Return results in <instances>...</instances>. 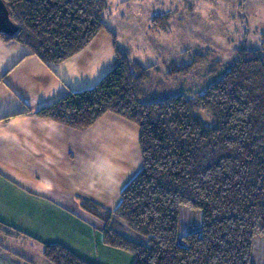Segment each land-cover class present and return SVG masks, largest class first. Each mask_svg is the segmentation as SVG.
I'll return each instance as SVG.
<instances>
[{"label":"trees","instance_id":"16d2710c","mask_svg":"<svg viewBox=\"0 0 264 264\" xmlns=\"http://www.w3.org/2000/svg\"><path fill=\"white\" fill-rule=\"evenodd\" d=\"M4 2L18 31L0 36L46 64L74 56L107 28L108 0ZM163 16H153V28ZM115 53L116 65L94 86L37 111L78 130L107 112L139 126L142 168L117 208L81 201L104 224L103 243L130 253L131 264H255L254 238L264 235V46L236 47L222 76L192 96L149 102L155 66ZM203 60L172 61L166 74H187ZM182 206L201 212L198 227L181 231ZM43 253L51 264H93L59 243L44 244Z\"/></svg>","mask_w":264,"mask_h":264},{"label":"crops","instance_id":"0c3cea01","mask_svg":"<svg viewBox=\"0 0 264 264\" xmlns=\"http://www.w3.org/2000/svg\"><path fill=\"white\" fill-rule=\"evenodd\" d=\"M151 2L142 0L140 12ZM236 4L243 9L246 0ZM160 6L148 11L149 28ZM245 14H236L238 28L247 26ZM115 47L107 24L74 56L46 64L0 36V264H51L46 243L63 244L93 264H131L130 253L103 243L104 224L81 201L117 208L142 168L139 126L112 112L85 130L37 115L68 91L94 86L116 65Z\"/></svg>","mask_w":264,"mask_h":264},{"label":"rangeland","instance_id":"374dc122","mask_svg":"<svg viewBox=\"0 0 264 264\" xmlns=\"http://www.w3.org/2000/svg\"><path fill=\"white\" fill-rule=\"evenodd\" d=\"M152 1L150 5L146 4L148 11L153 7L156 10L160 4V13L169 15L163 16L154 28L147 26L148 11L140 12L142 0L126 4H121L122 0H108L110 7L106 16L119 49L130 58L155 66L146 86L144 101L179 94L192 96L222 76L234 59L236 47L242 44L254 48L264 46V0H246L243 9L237 7L238 0H219V5L211 0ZM244 10L247 16L242 19L247 21L246 30L243 25V28L235 26V22L240 23L236 14ZM199 58L204 60L190 65L187 74L167 76V67L172 61L179 64ZM218 64L211 72L210 69ZM202 116L208 122L207 116ZM200 221L199 210L181 207V231L198 227ZM253 260L255 264H264V235L254 238Z\"/></svg>","mask_w":264,"mask_h":264},{"label":"water","instance_id":"95a60500","mask_svg":"<svg viewBox=\"0 0 264 264\" xmlns=\"http://www.w3.org/2000/svg\"><path fill=\"white\" fill-rule=\"evenodd\" d=\"M17 31L18 26L12 20L7 5L4 0H0V32L12 36Z\"/></svg>","mask_w":264,"mask_h":264}]
</instances>
